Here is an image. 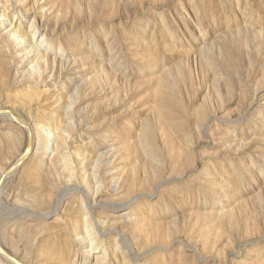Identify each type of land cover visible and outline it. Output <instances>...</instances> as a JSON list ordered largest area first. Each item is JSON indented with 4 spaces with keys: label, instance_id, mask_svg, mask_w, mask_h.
<instances>
[{
    "label": "rangeland",
    "instance_id": "rangeland-1",
    "mask_svg": "<svg viewBox=\"0 0 264 264\" xmlns=\"http://www.w3.org/2000/svg\"><path fill=\"white\" fill-rule=\"evenodd\" d=\"M0 264H264V0H0Z\"/></svg>",
    "mask_w": 264,
    "mask_h": 264
},
{
    "label": "bare ground",
    "instance_id": "bare-ground-1",
    "mask_svg": "<svg viewBox=\"0 0 264 264\" xmlns=\"http://www.w3.org/2000/svg\"><path fill=\"white\" fill-rule=\"evenodd\" d=\"M1 17H2V16H1ZM1 19H2V18H1ZM105 257H106V256H105ZM105 257H104V258H105Z\"/></svg>",
    "mask_w": 264,
    "mask_h": 264
},
{
    "label": "water",
    "instance_id": "water-1",
    "mask_svg": "<svg viewBox=\"0 0 264 264\" xmlns=\"http://www.w3.org/2000/svg\"><path fill=\"white\" fill-rule=\"evenodd\" d=\"M29 138L31 139V136Z\"/></svg>",
    "mask_w": 264,
    "mask_h": 264
}]
</instances>
